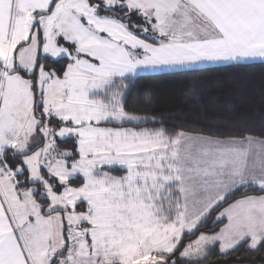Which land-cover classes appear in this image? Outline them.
Instances as JSON below:
<instances>
[{
	"label": "snow or ice",
	"instance_id": "snow-or-ice-1",
	"mask_svg": "<svg viewBox=\"0 0 264 264\" xmlns=\"http://www.w3.org/2000/svg\"><path fill=\"white\" fill-rule=\"evenodd\" d=\"M254 61L264 0H0V264L264 250V132L169 127L129 99Z\"/></svg>",
	"mask_w": 264,
	"mask_h": 264
},
{
	"label": "trees",
	"instance_id": "trees-1",
	"mask_svg": "<svg viewBox=\"0 0 264 264\" xmlns=\"http://www.w3.org/2000/svg\"><path fill=\"white\" fill-rule=\"evenodd\" d=\"M150 96V114L165 119L169 127L227 136L237 131L264 132V62L216 67L185 76H154L137 80L130 102L144 106ZM214 264H264V250L241 246L221 255Z\"/></svg>",
	"mask_w": 264,
	"mask_h": 264
},
{
	"label": "crops",
	"instance_id": "crops-1",
	"mask_svg": "<svg viewBox=\"0 0 264 264\" xmlns=\"http://www.w3.org/2000/svg\"><path fill=\"white\" fill-rule=\"evenodd\" d=\"M254 62H260V61H254ZM248 63H253V62H248Z\"/></svg>",
	"mask_w": 264,
	"mask_h": 264
}]
</instances>
